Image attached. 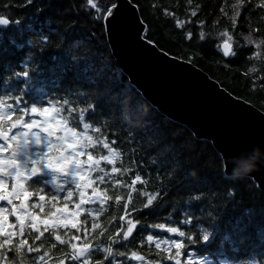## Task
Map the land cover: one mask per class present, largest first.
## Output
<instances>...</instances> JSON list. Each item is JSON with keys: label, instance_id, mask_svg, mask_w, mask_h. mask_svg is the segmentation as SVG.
Here are the masks:
<instances>
[{"label": "trees", "instance_id": "16d2710c", "mask_svg": "<svg viewBox=\"0 0 264 264\" xmlns=\"http://www.w3.org/2000/svg\"><path fill=\"white\" fill-rule=\"evenodd\" d=\"M131 1L138 7L141 20L146 25L144 37L147 40L167 54L196 65L233 96L264 112V81L260 79L264 77V55L260 59L250 58L255 51L264 53V46L256 49L254 45H246L244 40V36L250 33L256 42L264 39V20L260 18L264 13L255 7L259 0H253L251 10H242L234 38L246 46L237 49L235 58L223 57L217 48L223 39L219 33L225 28L231 30L230 20L222 16L220 9L223 7L231 15V6L228 5L235 3V0H193L192 5L187 0ZM25 3L26 0H0V13H7L22 21L19 26L0 29V94L22 85V81L13 80L11 74L23 71V63L28 62L33 76L32 88L44 89L43 92L30 90L25 97L29 103L34 99L47 101L63 97L80 107L97 105L95 121L103 122L101 126L110 140L117 139V147L123 153V166L133 169L118 178L130 183L135 174H141L147 184L138 183L137 188L161 193L152 209L135 214L142 223L129 244L130 250L144 255V264L155 260H160L161 264H172L163 259L168 253L147 243L146 236L178 237L151 225L165 223L193 233H199L203 227L213 232L214 241L208 245L197 244L193 251L207 256L210 264H250L264 245L261 239L264 235L261 232L264 228V192L254 180L246 176L236 179L226 176L223 159L209 141L196 139L187 127L168 119L142 97L116 65L107 42L104 22L93 18L95 13L88 9L86 0H32L27 6ZM193 9L197 11L196 17L190 15ZM166 11L174 15H166ZM177 19L191 22L178 28ZM216 20L220 23L215 24ZM200 21L204 22L203 25ZM253 28H260V32H252ZM188 31L193 33L192 40L185 39ZM200 31L206 34L203 41L199 39ZM41 32L50 36L45 44H41ZM17 35L20 37L17 43L23 47L11 48L7 45V39ZM53 56L59 57L61 62L70 60L78 66H87L90 69L87 80L99 81L98 87L85 82L83 75L75 80L71 73L63 79L52 76L44 69L43 61ZM102 68L109 69L103 79L99 75ZM128 133L134 137L131 142ZM89 134L99 135L91 131ZM141 159L143 167L139 166ZM153 160L156 161L155 165L152 164ZM117 166L121 165L118 163ZM230 190L233 193L231 196L228 194ZM116 194L126 197L127 190ZM197 194L202 199H194ZM134 204L142 209V198H135ZM60 206L62 202L57 204V207ZM106 207L108 211L99 218L100 227L94 233V243H105L107 235H114L115 228L119 226L118 217L123 209L115 204V195ZM54 210L50 205L45 206V212ZM209 212H212L211 217ZM185 214L194 217L191 224L182 223ZM44 215L41 213L42 218ZM234 217L251 220V239L232 233V225L228 221ZM105 229L108 230L105 237H100L99 233ZM226 233L232 235L234 240L231 251L227 252L219 248ZM51 242L57 243V248L52 249ZM50 243H46L42 249L49 251L51 262L48 264H55L61 259L70 264L65 258L71 252L70 247L60 245L54 241V237ZM224 246L229 248L228 242ZM114 247L124 250L121 245ZM157 252H160V256L156 255ZM34 255L29 254L26 264H31ZM128 264L140 262L129 261Z\"/></svg>", "mask_w": 264, "mask_h": 264}, {"label": "snow or ice", "instance_id": "6c2138e0", "mask_svg": "<svg viewBox=\"0 0 264 264\" xmlns=\"http://www.w3.org/2000/svg\"><path fill=\"white\" fill-rule=\"evenodd\" d=\"M31 2L32 0H26L25 6ZM187 2L192 5L193 0ZM86 4L95 13L93 18L99 21L108 22L119 14L120 5L117 0H86ZM252 5L253 0H235L231 5V15L221 7L222 16L227 17L231 25V30L225 28L219 33V37L223 39L217 48L223 57L235 58L237 49L242 46L254 45L256 49L264 46V39L256 42L251 33L244 36L246 45H241L234 38L242 10H251ZM255 7L264 13V0H259ZM165 14L174 15L167 11ZM190 15L196 17L197 11L193 9ZM260 18L264 20V15ZM190 22L177 19L176 26L183 28L185 23ZM21 23V20L14 19L7 13H0V29L12 28ZM203 23L200 21L201 25ZM214 23L219 24L220 21L216 20ZM252 32L259 33L260 28H253ZM40 36L41 44L50 39L43 32ZM19 38L18 35L9 37L7 45L22 48L23 45L17 43ZM192 38L193 33L186 32L185 39ZM205 38V32L200 31L199 39L203 41ZM5 53L7 54V49ZM262 55L264 53L261 51H255L250 58L260 59ZM43 65L54 77L68 78L71 73L75 80L83 75L85 82L97 87L99 85V81L87 80V73L90 71L87 66H78L70 60L61 62L57 56L49 57L48 61H43ZM22 66L23 71L11 74L12 79L22 81V85L0 94V202H6V206H0V264H26L29 254H35L31 257V264H48L46 258L49 257V251L42 249L53 237L60 245L70 247L71 252L65 255L70 264H128L129 261L144 264L145 256L129 247L134 233L142 223L141 218L135 214L152 209L161 193L137 188L138 183L147 184L141 174H135L130 183L118 178L133 169L123 166V153L117 147V139L110 140L101 126L103 122L95 121L96 104L80 107L63 97L47 101L34 99L29 103L25 97L30 90L43 92L44 89L32 88L30 64L24 62ZM108 71L107 68L100 70L101 79ZM252 71L255 72L256 69ZM260 79L264 81V77ZM90 131L99 135H90ZM127 135L131 142L134 137L131 133ZM118 163L121 166H117ZM152 164L155 165L156 161L153 160ZM139 166L143 167L142 159ZM121 190H127L126 197L116 194ZM228 194L231 196L233 193L230 190ZM113 195L115 204L123 209L118 217L119 226L115 228L114 235H107L105 243H94V233L100 227L99 218L108 211L106 205L113 200ZM137 197L142 198V209L135 207L134 199ZM194 199L200 200L202 197L197 194ZM61 202L62 206L57 207ZM46 205L55 210L45 212ZM70 205L73 206L71 210ZM95 205L98 207H91ZM41 213L45 214L43 218ZM208 215L211 217L212 212ZM10 217L14 221L10 222ZM193 219L194 217L185 214L182 223L191 224ZM228 222L232 225L233 234L251 239V220L234 217ZM151 227L178 237L169 239L157 238L153 234L146 236L147 243L168 253L163 257L164 260L172 264H210L207 256L197 254L193 248L197 244L208 245L214 241L213 232L201 227L199 233H193L165 223H155ZM107 231H101L100 237H105ZM216 231H219V224ZM261 232L264 233V228ZM261 239L264 240V235ZM225 242H228L229 248H225ZM233 243V236L226 233L219 248L231 251ZM115 245H121L124 250L115 248ZM50 247L57 248V243L51 242ZM156 255L160 256V252ZM59 264H65V259H61ZM148 264H161V261H149ZM250 264H264V245Z\"/></svg>", "mask_w": 264, "mask_h": 264}, {"label": "water", "instance_id": "95a60500", "mask_svg": "<svg viewBox=\"0 0 264 264\" xmlns=\"http://www.w3.org/2000/svg\"><path fill=\"white\" fill-rule=\"evenodd\" d=\"M119 14L104 22L116 65L157 111L209 141L232 177L236 161L258 151L250 177L264 192V112L233 96L202 69L145 39V23L131 0H117ZM227 166V167H226Z\"/></svg>", "mask_w": 264, "mask_h": 264}, {"label": "clouds", "instance_id": "9594fccd", "mask_svg": "<svg viewBox=\"0 0 264 264\" xmlns=\"http://www.w3.org/2000/svg\"><path fill=\"white\" fill-rule=\"evenodd\" d=\"M259 158L258 151L254 152L247 158H241L240 160L236 161V167L233 170L232 178H242L248 172L254 169L256 162Z\"/></svg>", "mask_w": 264, "mask_h": 264}, {"label": "flooded vegetation", "instance_id": "af4514ba", "mask_svg": "<svg viewBox=\"0 0 264 264\" xmlns=\"http://www.w3.org/2000/svg\"><path fill=\"white\" fill-rule=\"evenodd\" d=\"M0 206H6V202H0ZM9 219H10V222L11 221H14V218L13 217H10ZM55 264H59V261H57ZM65 264H67V262H65Z\"/></svg>", "mask_w": 264, "mask_h": 264}, {"label": "rangeland", "instance_id": "374dc122", "mask_svg": "<svg viewBox=\"0 0 264 264\" xmlns=\"http://www.w3.org/2000/svg\"><path fill=\"white\" fill-rule=\"evenodd\" d=\"M76 242V241H75ZM48 263L51 262L50 258L47 259Z\"/></svg>", "mask_w": 264, "mask_h": 264}, {"label": "bare ground", "instance_id": "6f19581e", "mask_svg": "<svg viewBox=\"0 0 264 264\" xmlns=\"http://www.w3.org/2000/svg\"><path fill=\"white\" fill-rule=\"evenodd\" d=\"M222 1V0H221ZM232 3V2H231ZM232 5V4H231ZM231 5H228V6H231ZM256 184V183H255Z\"/></svg>", "mask_w": 264, "mask_h": 264}]
</instances>
